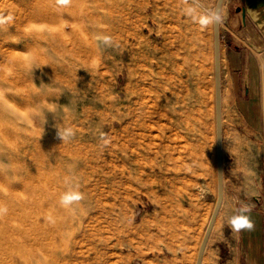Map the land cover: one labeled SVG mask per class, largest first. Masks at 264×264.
Listing matches in <instances>:
<instances>
[{"label": "rangeland", "instance_id": "obj_1", "mask_svg": "<svg viewBox=\"0 0 264 264\" xmlns=\"http://www.w3.org/2000/svg\"><path fill=\"white\" fill-rule=\"evenodd\" d=\"M216 1L188 4L207 12ZM241 5L222 2L220 58L227 40L243 42L231 32ZM186 6L184 0H70L59 8L56 0H0V21L19 13L24 19L21 29L0 25V34L18 40L13 50L24 67H16L17 76L26 70L25 78L0 81L5 111L19 110L18 122L38 132L30 147L45 167L36 180L46 181L40 206L49 224L44 228L45 218L35 214L34 229L42 226L45 236L30 241L29 264H187L195 252L216 200L215 70L212 25L184 15ZM30 8L52 18H30ZM23 30H44L48 39L25 41ZM33 55L42 61L33 63ZM223 65L224 58L221 93ZM220 109L223 175L232 188L235 171L244 172L253 202L264 203V131L249 136L236 128L233 109L221 103ZM131 111L141 126L124 128ZM116 119L121 123L113 130ZM66 127L75 135L61 141L57 132ZM70 189L83 199L65 208L60 196ZM234 202V194H224L201 264H231L234 233L226 219ZM1 250L0 264H24L12 247Z\"/></svg>", "mask_w": 264, "mask_h": 264}, {"label": "bare ground", "instance_id": "obj_2", "mask_svg": "<svg viewBox=\"0 0 264 264\" xmlns=\"http://www.w3.org/2000/svg\"><path fill=\"white\" fill-rule=\"evenodd\" d=\"M222 2H223V0H222ZM222 2L220 4L219 13H220L221 8H222ZM216 5H217V1H216ZM216 5H215V10H216ZM59 8H61V6H59ZM241 12H240V14H241ZM35 13H38L39 15H36ZM34 15L37 16L38 18H41L42 20H45L47 18H52L51 16H46L45 14L42 15L41 12L34 10V9H31V8H30V10H27V16H29L31 18ZM21 16H22L21 13L17 14L16 16L14 15V18L11 15V16L7 17L6 19H4V22L14 24L16 27H19V29H21V26L24 22L23 21L24 19ZM25 17H26V14H25L24 18ZM0 22H1L0 25H2L4 23L2 19ZM220 25H221V20H220L218 25H212V29H213L212 46H213V50H214V70H215L214 71L215 72V119H216V126L215 127H216V152H217L216 200L214 202V205L212 207V211H211L210 216L206 222V225H205V228L202 232V235L199 239V242L197 244L195 252L191 256L187 257V264H197L200 248L204 242V238H205L206 234H207L206 242L208 240V237H209L210 232L212 230V226L214 224V221L216 219V216H217V213L219 211L220 204H221V200H220L219 205L217 207V209H218V211H217L216 206H217V203L219 200L218 152H219L220 163H221L222 172H223V164H222V153L223 152H222L221 147L218 151V126H217V120H218L217 117L218 116H217V112H216L217 97H219V102L221 103L220 43H219V41L216 42V35L217 34L219 35ZM16 31L18 32V30H16ZM17 32L15 34H17ZM231 32H232V35L234 36V38L244 42V40L239 37L238 31H235L232 28ZM23 33L24 34L21 35L22 36L21 38H23L25 41H29V40L34 39V38L35 39L38 38V40L42 39L44 41L48 39L47 33L44 30L39 31V32L24 31L23 30ZM56 40H58V39H56ZM16 42H18V40H15V38H13V36L0 34V81H2L3 79H7V81H8V79H11V81L14 82L13 79L18 74L16 67L17 66L20 68L24 67V65L22 63V58L19 55H15V51L13 50V48H15V46L17 45ZM216 46H217V52L215 50ZM25 47L29 48V44L27 43ZM76 53L82 54V50L81 51L77 50ZM216 59H217V61H216ZM31 61L33 63H37V62H41L42 59L37 55H33L31 58ZM24 72L22 74L20 73L17 77L25 78V75H23ZM17 77L15 79L18 80L19 78H17ZM2 90L3 89L1 88L0 89V93H1L0 95H3V93H4V92H2ZM262 93L264 95V86H263ZM137 94L139 95V93H137ZM26 95H27V93H26ZM140 95H141V91H140ZM4 97L8 98L7 95H3L2 97H0V98L4 99L3 103L0 102V161H1V164H3V165L0 164L1 165L0 166V206L5 207L7 209V211L5 213L0 214V251H2L1 249H3L4 247H12L13 250L18 253V257L22 258L23 263L29 264V259H30L29 252H30V248H32V247H30V243H31L30 241L31 240H38L37 238L41 235L45 236L44 235V232H45L44 228L46 227V229H48L47 225L49 224L48 223L49 218L47 216L48 210H47V208L44 209L43 207L40 206L43 204V199L40 197H41V195L44 196L45 189H46L45 188L46 187V185H45L46 181H45V178L44 179L42 178L41 180H39V182L36 180V178L38 179V176H37L38 171H40V169L45 168V167H44L43 162H41L39 165L38 162L34 161V153L32 152L31 147H30V142L32 141V138H33V136H35L36 133L34 131L29 130L24 125H22L21 123L18 122V121H20L19 120L20 117H22V114L19 110H18V112L15 113L16 115L14 114L13 111H11V112L5 111V107L6 108H8V107H7V103H6L7 100H5ZM138 99L141 100L140 98H138ZM137 102H138V100H136V104H137ZM263 102H264V98H263ZM141 103L142 102H140V106L142 105ZM17 108L22 109L20 106H18ZM127 119H128L127 121H124L125 122L124 128H128V126H130V125H133V127H135L134 125H136L137 127H138V125L141 126V123H140L141 118L139 117V114L136 113V111L129 112ZM117 120L118 119H116V121L111 122L110 125H111L112 129H113V126L114 127L120 126L121 120H118V121ZM219 129L221 132L220 110H219ZM113 130H115V129H113ZM114 132H116V131H114ZM37 134H38V132H37ZM113 145H114V153H115L116 144H113ZM3 162H5V163H3ZM35 181H37V183H34ZM35 190L37 193H39V191H40V193L38 194V197L36 196L37 197L36 199L34 198ZM52 191H54V190H52ZM56 193H57V191H56ZM56 193H55V195H57ZM53 194L54 193H51V195H53ZM221 199H222V197H221ZM36 207H37V209H36ZM45 210H47V211H45ZM37 211H39V212L36 213ZM214 212L215 213L217 212V213L214 215ZM35 214H41L45 218L44 221L46 223V224H44V225H46V226H44V228L41 225H39L41 227H39V230L36 229V231L34 229V226H35L34 224L37 223V222H35V219H34V217H36ZM213 215H214V217H213ZM212 217H213V219H212ZM50 220H51V216H50ZM37 224H39V223H37ZM51 226H53V224H51ZM49 234H50V232H49ZM53 236H54V233H53ZM41 238H43V237H41ZM39 241L40 240H38L37 242H39ZM49 241H51V240H49ZM206 242L204 243V247L206 245ZM41 243H43V242H41ZM44 244L46 245V243H44ZM49 244L50 243L48 242L47 248L49 247ZM32 246L35 247L34 244ZM52 247H53V245H52ZM204 247L202 250V254L204 251ZM38 248H39V246H38ZM41 250H42V248H41ZM36 255H35V260L37 257ZM49 255H51V254H49ZM56 256H58V255L56 254ZM49 257H51V256H49ZM19 260H21V259H19ZM5 262L6 261L4 260V263ZM6 263L8 264L9 262H6ZM201 263H202V257L200 259V264ZM9 264H12V263L10 262Z\"/></svg>", "mask_w": 264, "mask_h": 264}, {"label": "crops", "instance_id": "obj_3", "mask_svg": "<svg viewBox=\"0 0 264 264\" xmlns=\"http://www.w3.org/2000/svg\"><path fill=\"white\" fill-rule=\"evenodd\" d=\"M237 1L242 3L244 17L241 12L235 28L244 42L226 41L225 55L220 58L221 66L224 58L225 72L221 107L233 109L236 119H239L236 128L253 137L264 131V108L261 106L264 98L262 93L264 66L263 68L261 66V59L264 61V0ZM222 164L224 166L223 155ZM232 178L236 185L231 188L232 180L228 181V176H222V199L219 210L224 202V194H234V205L242 201L251 207L250 217L254 229L242 231L238 237L234 234L229 263L264 264V203L253 202L252 187L246 182L248 176L244 172L235 171Z\"/></svg>", "mask_w": 264, "mask_h": 264}, {"label": "clouds", "instance_id": "obj_4", "mask_svg": "<svg viewBox=\"0 0 264 264\" xmlns=\"http://www.w3.org/2000/svg\"><path fill=\"white\" fill-rule=\"evenodd\" d=\"M58 6L65 7L68 6L70 0H56ZM184 3L187 5L183 9L184 15L190 17L193 21L198 23L201 27H207L209 25H218L221 17L219 9L200 12L195 5L188 4V0H184ZM104 45L111 46L113 41L110 36H102L98 38ZM58 138L61 141H68L72 139L75 135V132L72 127H66L62 132H57ZM110 141L107 139L104 140V144L107 145ZM83 199V194L77 190H68L60 196V204L68 208L74 203H78ZM251 207L244 203L238 202L233 206L232 214L227 216L226 223L231 231L239 236L242 231H252L254 229V223L250 217ZM7 209L3 206H0V214L5 213Z\"/></svg>", "mask_w": 264, "mask_h": 264}, {"label": "water", "instance_id": "obj_5", "mask_svg": "<svg viewBox=\"0 0 264 264\" xmlns=\"http://www.w3.org/2000/svg\"><path fill=\"white\" fill-rule=\"evenodd\" d=\"M221 2H222V0H217V5H216V9H219L220 8V4H221ZM237 10L238 11H242V15H243V17H244V10H243V8H237ZM219 38H220V35H216V42L217 41H219ZM215 50H216V52H217V46L215 47ZM216 61H217V59H216ZM219 110H220V102H219V97H217V103H216V112H217V126H218V151H219V149H220V147H221V132H220V129H219ZM222 176H223V172H222V167H221V163H220V156H219V152H218V189H219V200H218V203H217V206H216V210L218 211V209H217V207H218V205H219V202H220V200H221V197H222V187H223V185H222ZM217 213V212H216ZM215 212H214V215L216 214ZM214 215H213V217H214ZM213 217H212V219H213ZM206 238H207V234H206V236H205V238H204V242H203V244H202V246H201V248H200V251H199V255H198V260H197V264H200V259H201V257H202V250H203V247H204V243L206 242Z\"/></svg>", "mask_w": 264, "mask_h": 264}]
</instances>
